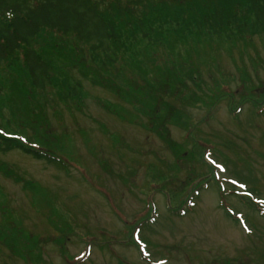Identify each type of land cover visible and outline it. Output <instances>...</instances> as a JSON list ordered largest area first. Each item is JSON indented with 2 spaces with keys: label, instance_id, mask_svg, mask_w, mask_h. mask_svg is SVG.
<instances>
[{
  "label": "rangeland",
  "instance_id": "rangeland-1",
  "mask_svg": "<svg viewBox=\"0 0 264 264\" xmlns=\"http://www.w3.org/2000/svg\"><path fill=\"white\" fill-rule=\"evenodd\" d=\"M232 2L219 36L121 31L108 68L42 34L43 91L0 66L1 131L63 163L0 146V264H264V27Z\"/></svg>",
  "mask_w": 264,
  "mask_h": 264
},
{
  "label": "trees",
  "instance_id": "trees-1",
  "mask_svg": "<svg viewBox=\"0 0 264 264\" xmlns=\"http://www.w3.org/2000/svg\"><path fill=\"white\" fill-rule=\"evenodd\" d=\"M247 2L254 23L264 27V0ZM237 5L242 4L232 0H128L124 4L115 0H0V66L8 71L21 67L31 90L43 91L52 84L53 67L35 48L42 34L73 37L89 48L94 62L108 68L114 64V53L125 45L121 31L127 32V39L138 33L148 41L160 42L171 35L187 39L193 27L219 36ZM172 7L179 11L177 16ZM172 26L176 29L171 34ZM69 89L76 94L77 86ZM6 105L12 107L13 102L8 100ZM28 142L22 135L3 133L0 128L3 151L15 149L48 163H62ZM0 172L12 177V170L3 164Z\"/></svg>",
  "mask_w": 264,
  "mask_h": 264
},
{
  "label": "snow or ice",
  "instance_id": "snow-or-ice-1",
  "mask_svg": "<svg viewBox=\"0 0 264 264\" xmlns=\"http://www.w3.org/2000/svg\"><path fill=\"white\" fill-rule=\"evenodd\" d=\"M213 163H215V162H213ZM216 167H217V168H221V165L216 164ZM233 183H235V181H233ZM145 255H147V253H145Z\"/></svg>",
  "mask_w": 264,
  "mask_h": 264
}]
</instances>
